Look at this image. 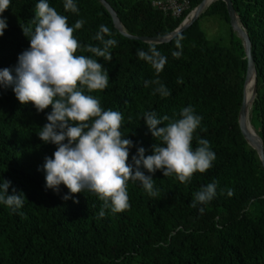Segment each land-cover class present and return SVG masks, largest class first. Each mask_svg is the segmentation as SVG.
Masks as SVG:
<instances>
[{
    "label": "trees",
    "instance_id": "trees-1",
    "mask_svg": "<svg viewBox=\"0 0 264 264\" xmlns=\"http://www.w3.org/2000/svg\"><path fill=\"white\" fill-rule=\"evenodd\" d=\"M107 1L129 33L160 36L177 28L202 0H188V8L178 17L153 6V0ZM38 2L11 0L0 14L7 22L0 36V70L14 69L19 54L30 47L21 26L31 24ZM47 2L67 16L69 26L78 19L86 21L74 32L82 45L102 47L91 39L101 24L112 34L105 39L118 42L110 49V62L96 58L108 72V87L89 94L104 110L122 113L121 131L133 142L129 164L138 148L148 156L153 154L152 145L160 143L142 118L145 112L154 111L157 118L175 113L178 119L188 106L203 118L194 133L193 149L198 138L206 139L216 159L206 172L194 173L188 184L174 175L164 177L162 170L148 173L141 166L155 180L159 195L149 196L139 181H129L130 208L116 214L106 209L98 218L103 202L95 193L86 190L64 200L69 194L66 186L61 184L59 192L46 187L45 157L54 158L57 146L43 142L38 132L48 123L51 106L37 112L31 102L21 105L12 87L0 85V182H11L9 195L13 189L25 195L17 212L0 204V264H264V168L238 124L247 62L225 2L211 3L188 29L162 44L121 34L99 0H74L78 14L65 11V0ZM232 2L252 43L257 96L250 119L264 143V0ZM212 15L228 23V45L208 40L201 29L199 20ZM177 40L181 48L176 47ZM152 45L167 57L158 78L170 91L168 97L153 94L157 85L144 86L157 74L136 51ZM174 51L182 53L179 58L173 57ZM81 54L92 56L77 52ZM213 181L218 182L215 197L191 207L194 193Z\"/></svg>",
    "mask_w": 264,
    "mask_h": 264
},
{
    "label": "clouds",
    "instance_id": "clouds-1",
    "mask_svg": "<svg viewBox=\"0 0 264 264\" xmlns=\"http://www.w3.org/2000/svg\"><path fill=\"white\" fill-rule=\"evenodd\" d=\"M10 2L0 0V14L9 8ZM63 7L65 11L79 13L74 0H65ZM85 23L84 19H78L69 26L67 16L59 14L47 0H39L31 24L21 26L23 34L30 38V47L19 54L14 69L0 70V85L12 87L20 104L31 102L37 112L51 106L52 111L46 116L48 123L38 132L43 142L57 146L54 158L45 157L46 187L59 192L61 184L66 186L69 194L62 197L64 200L70 199L71 194L86 190L95 193L103 202L98 214V218H103L106 209L116 214L130 208L129 181H139L149 196L159 195V189L154 187L155 180L151 175H145L141 166L148 173L162 170L164 177L174 175L179 182L188 184L194 173H204L212 167L216 154L206 139L198 138V146L193 149L194 133L203 118L188 106L180 110L178 119L175 113L173 117L164 115L157 118L154 111L145 112L142 118L154 139L160 143L152 145L153 154L148 156H145L143 147L138 148L129 164V149L133 142L121 131L122 113L104 110L100 100L89 94L108 87V72L96 58L110 62V49L118 42L105 39V35L112 34L107 26L101 24L91 39L102 47L82 45L74 32ZM31 25H35L34 30ZM6 28V18L0 16V36ZM176 47L181 48L179 40ZM78 51L92 56L77 55ZM181 54L180 51L172 53L175 58ZM136 55L150 64L157 74L156 79L146 80L144 86L157 85L153 94L168 97L170 91L158 78L167 57L155 45L147 51L137 49ZM10 184L7 180L0 182V204L17 212L24 204L25 195L16 193L15 189L9 195ZM217 184L213 181L194 193L191 207L210 202L216 195ZM228 195H232L231 190ZM199 211L202 214L204 209Z\"/></svg>",
    "mask_w": 264,
    "mask_h": 264
},
{
    "label": "water",
    "instance_id": "water-1",
    "mask_svg": "<svg viewBox=\"0 0 264 264\" xmlns=\"http://www.w3.org/2000/svg\"><path fill=\"white\" fill-rule=\"evenodd\" d=\"M100 3L106 8L112 17L114 26L119 30L124 36L141 40L150 44H162L170 42L178 34L182 33L188 29L199 17L200 15L209 7L211 3L217 0H202L197 6H195L185 17V19L180 23V25L174 30L160 35V36H139L129 33L125 26L123 25L118 13L109 4L107 0H99ZM226 4L227 13L229 16L230 26L235 35L241 40L245 59H246V74L243 85V98L241 107L238 113V124L247 143L257 152L262 167L264 168V143L260 135L257 133L253 125L251 124L250 112L254 100L257 96V69L255 64V59L252 53V43L246 28L241 23L238 12L233 6L232 0H222ZM250 88V94L247 95V89ZM251 126L252 128L250 129Z\"/></svg>",
    "mask_w": 264,
    "mask_h": 264
},
{
    "label": "rangeland",
    "instance_id": "rangeland-1",
    "mask_svg": "<svg viewBox=\"0 0 264 264\" xmlns=\"http://www.w3.org/2000/svg\"><path fill=\"white\" fill-rule=\"evenodd\" d=\"M201 29L210 41H219L224 45L229 44L230 29L221 17L217 15L203 16L199 20Z\"/></svg>",
    "mask_w": 264,
    "mask_h": 264
},
{
    "label": "built area",
    "instance_id": "built-area-1",
    "mask_svg": "<svg viewBox=\"0 0 264 264\" xmlns=\"http://www.w3.org/2000/svg\"><path fill=\"white\" fill-rule=\"evenodd\" d=\"M153 6L165 13H170L175 17L180 16L188 8V0H153Z\"/></svg>",
    "mask_w": 264,
    "mask_h": 264
},
{
    "label": "bare ground",
    "instance_id": "bare-ground-1",
    "mask_svg": "<svg viewBox=\"0 0 264 264\" xmlns=\"http://www.w3.org/2000/svg\"><path fill=\"white\" fill-rule=\"evenodd\" d=\"M250 94V88L247 89V95ZM252 124V123H251ZM250 129L252 128L251 126H249Z\"/></svg>",
    "mask_w": 264,
    "mask_h": 264
}]
</instances>
